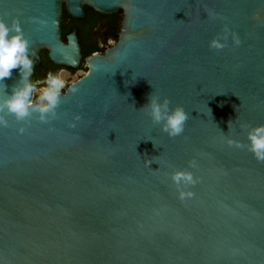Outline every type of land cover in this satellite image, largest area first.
Wrapping results in <instances>:
<instances>
[{"label": "water", "instance_id": "obj_1", "mask_svg": "<svg viewBox=\"0 0 264 264\" xmlns=\"http://www.w3.org/2000/svg\"><path fill=\"white\" fill-rule=\"evenodd\" d=\"M84 7L118 39L40 106ZM0 264H264V0H0Z\"/></svg>", "mask_w": 264, "mask_h": 264}, {"label": "flooded vegetation", "instance_id": "obj_2", "mask_svg": "<svg viewBox=\"0 0 264 264\" xmlns=\"http://www.w3.org/2000/svg\"><path fill=\"white\" fill-rule=\"evenodd\" d=\"M82 18L75 19L62 14L61 36L67 43V36L75 34L81 58L77 68L59 66L52 63L45 50L40 51V63L32 72L33 102L37 103L38 92H43L45 104L50 96L65 93L68 86L86 71V61L94 55H104L115 45L121 26V13L103 15L89 7H84ZM81 72V74H79Z\"/></svg>", "mask_w": 264, "mask_h": 264}, {"label": "rangeland", "instance_id": "obj_3", "mask_svg": "<svg viewBox=\"0 0 264 264\" xmlns=\"http://www.w3.org/2000/svg\"><path fill=\"white\" fill-rule=\"evenodd\" d=\"M79 74H81V72H79ZM37 96H38V97H37V98H38V99H37L38 104H39L40 106H44V105H45V99H46V98H45L43 92L39 91Z\"/></svg>", "mask_w": 264, "mask_h": 264}, {"label": "trees", "instance_id": "obj_4", "mask_svg": "<svg viewBox=\"0 0 264 264\" xmlns=\"http://www.w3.org/2000/svg\"><path fill=\"white\" fill-rule=\"evenodd\" d=\"M67 14H66V12H65V10L63 11V16H66Z\"/></svg>", "mask_w": 264, "mask_h": 264}]
</instances>
